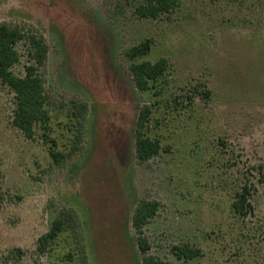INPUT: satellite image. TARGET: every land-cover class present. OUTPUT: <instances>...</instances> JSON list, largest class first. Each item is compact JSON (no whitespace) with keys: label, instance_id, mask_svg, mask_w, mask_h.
I'll list each match as a JSON object with an SVG mask.
<instances>
[{"label":"rangeland","instance_id":"374dc122","mask_svg":"<svg viewBox=\"0 0 264 264\" xmlns=\"http://www.w3.org/2000/svg\"><path fill=\"white\" fill-rule=\"evenodd\" d=\"M146 1L0 0V24L27 37L16 45L17 77L35 63L28 37L48 44L39 74L51 115L27 138L0 81V264H143L132 223L142 201L160 204L144 227L156 259L264 264V0H180L143 19L135 11ZM146 40L150 52L127 60ZM160 59L165 73L139 91L130 65ZM74 103L87 105L84 118ZM146 106L145 133L162 150L140 163ZM245 185L242 217L233 202ZM64 211L73 223L40 251ZM184 244L201 254L177 258L173 247Z\"/></svg>","mask_w":264,"mask_h":264},{"label":"trees","instance_id":"16d2710c","mask_svg":"<svg viewBox=\"0 0 264 264\" xmlns=\"http://www.w3.org/2000/svg\"><path fill=\"white\" fill-rule=\"evenodd\" d=\"M180 4V0H147L136 7L135 13L143 19H157L163 14H169ZM26 33L18 26L0 24V81L9 86L15 93L16 110L13 125L23 131L27 138L35 136V126L38 123L48 124L51 115L47 109V96L44 89V81L39 70L47 61L49 47L44 36L35 34L28 37L33 49L32 57L35 63L26 68L24 77H17L12 68L19 62L20 56L16 45L26 39ZM151 50V42L146 40L125 50V57L129 61H134L139 57L147 55ZM166 59H160L156 63L141 62L132 63L129 71L133 77L137 89L145 92L149 89L151 82L157 81L167 69ZM75 115L85 117L88 107L84 103H74ZM151 110L144 107L139 115L136 128V156L140 163H145L157 156L162 145L159 139H152L146 135L145 130L149 122ZM48 140V139H47ZM57 144L55 140H51ZM51 149V156L58 165L66 161L68 155ZM249 185H245L237 193L233 202L234 211L242 217L249 214L251 204ZM160 204L157 201H142L138 204L133 215V227L137 234V245L143 257V264H166L149 254L151 245L145 235L144 227L157 215ZM72 216L66 211L53 223L51 231L39 239V250L43 251L45 246L56 240L60 233L64 232L67 225L73 223ZM173 253L179 259H194L201 252L188 244L176 245Z\"/></svg>","mask_w":264,"mask_h":264}]
</instances>
